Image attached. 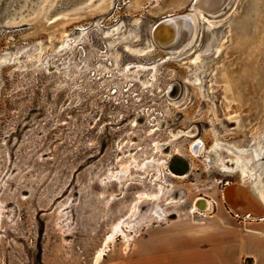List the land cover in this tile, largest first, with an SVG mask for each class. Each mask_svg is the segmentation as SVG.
I'll use <instances>...</instances> for the list:
<instances>
[{"label":"rangeland","instance_id":"374dc122","mask_svg":"<svg viewBox=\"0 0 264 264\" xmlns=\"http://www.w3.org/2000/svg\"><path fill=\"white\" fill-rule=\"evenodd\" d=\"M13 1L0 18V264H94L118 223L97 264H127L209 220H258L222 191L264 189V0L198 11L172 55L152 26L192 0Z\"/></svg>","mask_w":264,"mask_h":264},{"label":"crops","instance_id":"0c3cea01","mask_svg":"<svg viewBox=\"0 0 264 264\" xmlns=\"http://www.w3.org/2000/svg\"><path fill=\"white\" fill-rule=\"evenodd\" d=\"M198 228L172 235V249H138L127 264H264V218L244 225L217 218Z\"/></svg>","mask_w":264,"mask_h":264},{"label":"bare ground","instance_id":"6f19581e","mask_svg":"<svg viewBox=\"0 0 264 264\" xmlns=\"http://www.w3.org/2000/svg\"><path fill=\"white\" fill-rule=\"evenodd\" d=\"M113 1L114 0H103V2L97 7V10L105 9L110 6ZM226 1L227 0H192L191 5L196 12H178L163 16L152 26L151 37L153 42L167 54L172 55V53H180L187 46L191 45L195 39L198 27V11L200 12V10H203L207 13H214ZM11 2L12 0H0V18L3 17ZM173 89V86L168 88V94L170 96L174 95ZM191 145L195 152H200V150H202V141H198V143L197 141L195 143L191 142ZM261 154L262 151H255L253 157ZM210 156V153H206L207 160H210ZM215 161L222 162L224 166L223 168L227 167L220 157H217ZM173 166L174 165L172 164V167ZM175 166H180V163L175 164ZM172 167L169 172L172 173L173 176H183L182 174L175 173ZM243 171L245 174L247 173L246 170ZM252 174L253 173L251 172L250 175L253 176ZM258 181L255 183L256 185L258 184ZM255 184H245L240 182L230 184L222 191V197L228 204L229 208L235 213L245 215L252 219L262 218L261 216H264V189L256 187ZM159 197L160 196L157 194L153 195V198L157 200ZM212 202L213 201L208 198L197 196L194 199V206L192 207L193 211L200 214H206L212 208ZM155 213L158 216H161L157 209L155 210ZM118 231H121L120 223L116 224L114 226L113 233L106 237L104 246L97 252L94 264H97L99 258H101L104 254L109 241L114 238V233Z\"/></svg>","mask_w":264,"mask_h":264},{"label":"water","instance_id":"95a60500","mask_svg":"<svg viewBox=\"0 0 264 264\" xmlns=\"http://www.w3.org/2000/svg\"><path fill=\"white\" fill-rule=\"evenodd\" d=\"M14 1H18V0H14ZM13 1V2H14ZM19 2V1H18ZM10 7V6H9ZM9 13V10H8V12H6L5 13V15L4 16H6L7 14ZM3 16V17H4ZM175 163L174 164H178V162H182L183 164H185L186 166H184V168H178V167H175V166H173V169H174V172H176V173H178V174H185V173H187V171H186V169H187V166H188V163L186 162V161H184V159H182L181 157H179V156H176L175 157ZM262 218H264V216H261Z\"/></svg>","mask_w":264,"mask_h":264},{"label":"flooded vegetation","instance_id":"af4514ba","mask_svg":"<svg viewBox=\"0 0 264 264\" xmlns=\"http://www.w3.org/2000/svg\"><path fill=\"white\" fill-rule=\"evenodd\" d=\"M170 86H173V92H174V95H172V98L173 99H175L176 98V96H177V94L179 93V84L177 83V82H175L174 84H171ZM167 93H168V90H167ZM172 93V92H171ZM169 95V94H168ZM170 96V95H169ZM184 133H186V132H184ZM183 133V134H184ZM198 141H201L200 139H198L197 140V143H198ZM196 142V141H195ZM195 142H192V143H195ZM203 143V142H202ZM212 162H214V160L212 161ZM175 166V165H174ZM182 166V167H181ZM184 166H186L185 164H183L182 162H181V164H180V166H178V168L180 169V168H184ZM176 167V166H175Z\"/></svg>","mask_w":264,"mask_h":264},{"label":"built area","instance_id":"2783aa9c","mask_svg":"<svg viewBox=\"0 0 264 264\" xmlns=\"http://www.w3.org/2000/svg\"><path fill=\"white\" fill-rule=\"evenodd\" d=\"M78 30H81V28H79ZM74 41V40H73Z\"/></svg>","mask_w":264,"mask_h":264}]
</instances>
